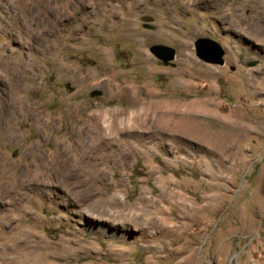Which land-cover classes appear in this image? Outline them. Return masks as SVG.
Masks as SVG:
<instances>
[{"label": "rangeland", "instance_id": "obj_1", "mask_svg": "<svg viewBox=\"0 0 264 264\" xmlns=\"http://www.w3.org/2000/svg\"><path fill=\"white\" fill-rule=\"evenodd\" d=\"M40 5L28 21L0 0V90L20 99L4 120L14 141L0 128V264H264V43L253 25L264 0H227L223 16L193 0ZM53 5L71 6L72 21L52 23ZM200 38L220 46L223 64L197 55ZM154 44L175 58H156ZM193 101L206 104L200 124L213 115L221 123L199 144L173 140L148 152L152 142L118 136L129 148L121 158L93 129L80 133L93 117ZM64 149L75 161L70 185L89 184L73 203L49 169ZM19 171L39 178L40 190L15 181ZM145 198L156 225L142 230ZM96 214L127 225L93 224Z\"/></svg>", "mask_w": 264, "mask_h": 264}, {"label": "bare ground", "instance_id": "obj_2", "mask_svg": "<svg viewBox=\"0 0 264 264\" xmlns=\"http://www.w3.org/2000/svg\"><path fill=\"white\" fill-rule=\"evenodd\" d=\"M9 1H10V4L13 7H15L16 12H20L21 13L20 15H23V17H21V18L29 21L30 19H36L37 16L40 14L37 12L38 6H41L40 4H43V5L48 4V3H50L51 0H9ZM193 1L196 3V5L202 7L203 9L212 10L213 12H217V13L221 14L222 16L225 15V10L223 9V7L227 3V0H193ZM80 3L84 6H86L83 1H80ZM71 8H72L71 6L66 8V7H62V5H58L56 7H55V5H53L54 13H53V15L50 16V18H51L50 21L52 23H55L57 26H59L64 21L69 22V20H70V22H71L72 16L74 15V13L72 12L73 10ZM17 14H19V13H17ZM262 15H264V14H262ZM250 18L252 19V17H250ZM239 20H241V19H239ZM257 20L253 23V25L256 28L255 30L257 31V34H258L257 36L258 37L261 36L262 37L261 41L263 40V43H264V23H263L264 16L259 18L258 21ZM31 22H32V20H31ZM26 23H27V21H26ZM252 36H254V35H252ZM185 60H186V58H185ZM187 60H188V58H187ZM16 72H18V71H16ZM85 76H87V75H85ZM82 77H84V75ZM94 78H96V77H94ZM0 82L2 84V82H3L2 77H0ZM85 84H86V82H85ZM2 89L0 90V128L3 132V134L5 131H7L9 138L12 141H14V139L16 138V134H14L13 131L7 130L6 125H4V120H6V118L8 117L9 114L11 115L12 112H15V110H17L16 108L18 106V103L20 102V99H19V96L12 95V92L8 88L5 87ZM202 104L206 105L205 103H200L199 101H193L192 105L190 104V107L189 106H183L182 107L179 105H176V106L164 105L162 107L159 106L158 109H154L156 106L154 108H151L147 105L148 107H143L141 112H139V113L137 112L138 114L135 113L136 114L135 115L133 112L132 114H128L127 116H124V118H121V119H116V118L112 117V118L101 120V119H98L99 117H97V115H96L95 117H97V118H94L92 116L93 118L81 127L82 130L80 131V133H81L82 137H84L83 135H87V137H89L88 134L92 135L93 130H94L96 133L99 134V139L101 138V142H104V141L108 142L109 146H111V148L112 147L114 148V153L116 155L120 156L121 158L128 154L127 150L129 148L126 147V145L117 144L118 142H116V139L118 138V136H122L125 139L134 138L136 140H139L141 143H144L145 145H146L147 141H149V143L152 142L151 146H149L147 148L145 146V148L147 149L148 152H150L157 145H161L164 148L168 149L169 148L168 147L169 141H173V140L191 141V142H196L199 144L200 141L202 139H204L206 136H208V135L214 136L217 133L215 126H216V124L218 125V123H220V119L214 115H213V118H210V120H211L210 124L203 126L202 124L199 123V119L202 116L206 115L204 106ZM152 106H153V104H152ZM13 108H14V111H10V109H13ZM237 128H239V127H237ZM239 130H241V129H239ZM95 135H94V138H97L98 136L95 137ZM206 138H208V137H206ZM202 142H203V140H202ZM202 144H201V146H202ZM82 146L84 148L83 144H82ZM94 146H96V145H94ZM85 147L87 148V146H85ZM89 149H90L89 147L85 151H84V149H82V154L80 155V158H79V165L86 163L85 160L89 157V155H88ZM103 149H104V147H103ZM50 162L51 163L49 165V169L53 170V173L51 175L58 182V184L56 186H57V188H59V190H61V192L65 196L64 198H66L68 201L73 203L75 200L77 201V198H84V197H86V195L89 194L88 193L89 191L86 189L87 187H89L88 183H87V185L86 184L79 185V186H77L76 189H75V186L70 185V180L71 179H77V178L75 176V173H73V171H72V165H73V163L75 164V161H73V159L68 155L66 150L59 153L58 155H56L52 159V161H50ZM35 169L38 172H40L41 164L40 163L37 164ZM49 169L47 171H45V173L49 172ZM40 176L42 179V175H40ZM24 180L32 181V185H29L30 186L29 188L34 189V190H40L39 178H35V179L31 180L30 176H26L22 171H19L17 176L15 177V181H17V182L20 181L23 183ZM91 180H92V178H91ZM50 183L51 182H47V185ZM26 188L27 187H25L24 189H26ZM114 202L110 201L109 205L110 206L113 205ZM144 203H145V205L142 208V214L148 215L149 217L147 219L145 218L146 223L144 224V222H143L144 227L142 228V230H145L147 228H151V227L156 225V220L153 218L154 216H152L153 211L147 209L149 207V205H147V203H149V199L145 198ZM81 212H84V211L81 210ZM99 214L100 213H98V215ZM98 218H100L102 221H107V222H110L113 224H117V226H119L118 223H121V224L123 223L124 225H127V223H125V220L120 218V215H118L115 218L105 217L103 219L102 217L97 216V214H96L93 217V219H91V222L93 221V224H94V222ZM133 219L136 220V218H132L131 220L128 221V224L134 223ZM96 230L98 232L104 234V230L102 228H97ZM26 241H24L25 245L27 244L30 247L31 245L28 244L30 240H28L27 242ZM73 241H75V240H73ZM31 247L34 248L35 245H32ZM36 264H38V263H36Z\"/></svg>", "mask_w": 264, "mask_h": 264}, {"label": "water", "instance_id": "obj_3", "mask_svg": "<svg viewBox=\"0 0 264 264\" xmlns=\"http://www.w3.org/2000/svg\"><path fill=\"white\" fill-rule=\"evenodd\" d=\"M202 42L211 43L215 48L205 49L201 45ZM195 47H196L197 55L203 60L212 63L223 64V60H222L223 50L214 41L200 38L195 41ZM149 50L154 54V56H156V58H158L165 64L169 63L175 58V50L167 45L154 44L150 46ZM251 64H255V63L253 62Z\"/></svg>", "mask_w": 264, "mask_h": 264}]
</instances>
